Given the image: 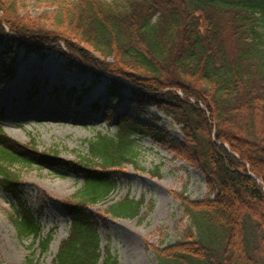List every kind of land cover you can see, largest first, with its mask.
<instances>
[{
  "label": "trees",
  "instance_id": "obj_1",
  "mask_svg": "<svg viewBox=\"0 0 264 264\" xmlns=\"http://www.w3.org/2000/svg\"><path fill=\"white\" fill-rule=\"evenodd\" d=\"M27 1L0 0V81L14 74L9 55L18 48L53 51L67 67L91 72V85L107 75L114 103L129 87L135 110L113 115V136L88 139L84 161L39 152L0 129V189L13 199L18 236L39 237L41 226L12 167L56 168L82 184L62 202L69 229L51 264H119L109 244L101 246V234L109 242L106 219L89 206L109 199L119 169H143L131 137L148 136L201 166L208 188L203 199L176 194L187 224L176 243L152 247L155 263L264 264V0H35L52 9L39 16L22 12ZM151 106L179 125L180 141L141 119ZM142 205L125 196L104 212L140 221ZM50 239L40 240L43 251Z\"/></svg>",
  "mask_w": 264,
  "mask_h": 264
},
{
  "label": "rangeland",
  "instance_id": "obj_2",
  "mask_svg": "<svg viewBox=\"0 0 264 264\" xmlns=\"http://www.w3.org/2000/svg\"><path fill=\"white\" fill-rule=\"evenodd\" d=\"M22 12L39 16L52 9L28 0ZM4 50L5 45L0 44V55ZM46 53L27 54L18 48L14 55H9L15 71L8 81H0L1 132L39 152L56 154L63 160L84 161L89 157L87 140L97 133L113 136L117 131L113 115L135 110L134 104L128 103L131 90L124 89L120 103H114L106 97L107 75H101L91 85V72L69 68L59 54ZM3 60L1 56L0 62ZM93 103L100 109L94 110ZM105 110L108 115L103 114ZM141 119L164 129L172 139H182L179 125L154 106L146 108ZM131 138L137 140V162L143 169L131 165L119 169L109 199L89 208L106 219L109 242L101 234V246L109 244L119 264H156L152 247L176 243L187 224L176 194L184 192L191 200L203 199L208 188L201 166L181 160L148 136ZM12 169L18 174L24 201L38 216L41 235L18 236L9 219L13 199L0 189V264H51L69 229L62 202L71 199L82 178L35 164H16ZM125 196L143 200L142 220L113 218L104 212L108 205ZM47 234H51V239L43 251L40 240Z\"/></svg>",
  "mask_w": 264,
  "mask_h": 264
},
{
  "label": "bare ground",
  "instance_id": "obj_3",
  "mask_svg": "<svg viewBox=\"0 0 264 264\" xmlns=\"http://www.w3.org/2000/svg\"><path fill=\"white\" fill-rule=\"evenodd\" d=\"M22 78H23V79H26V78H24V77L21 76V79H22ZM20 87H22V83L20 84Z\"/></svg>",
  "mask_w": 264,
  "mask_h": 264
}]
</instances>
